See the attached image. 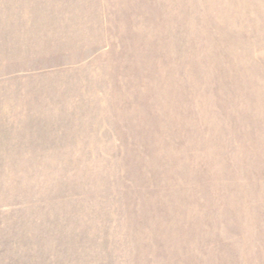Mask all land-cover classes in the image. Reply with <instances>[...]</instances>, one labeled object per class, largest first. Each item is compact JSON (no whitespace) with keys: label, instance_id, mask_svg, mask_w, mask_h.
Instances as JSON below:
<instances>
[{"label":"rangeland","instance_id":"rangeland-1","mask_svg":"<svg viewBox=\"0 0 264 264\" xmlns=\"http://www.w3.org/2000/svg\"><path fill=\"white\" fill-rule=\"evenodd\" d=\"M0 264H264V0H0Z\"/></svg>","mask_w":264,"mask_h":264}]
</instances>
